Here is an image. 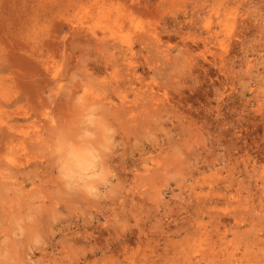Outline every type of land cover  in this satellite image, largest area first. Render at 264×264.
I'll return each instance as SVG.
<instances>
[{
	"label": "rangeland",
	"instance_id": "rangeland-1",
	"mask_svg": "<svg viewBox=\"0 0 264 264\" xmlns=\"http://www.w3.org/2000/svg\"><path fill=\"white\" fill-rule=\"evenodd\" d=\"M0 264H264V0H0Z\"/></svg>",
	"mask_w": 264,
	"mask_h": 264
},
{
	"label": "bare ground",
	"instance_id": "bare-ground-1",
	"mask_svg": "<svg viewBox=\"0 0 264 264\" xmlns=\"http://www.w3.org/2000/svg\"><path fill=\"white\" fill-rule=\"evenodd\" d=\"M97 56V55H96ZM99 89V88H98ZM82 100V99H81ZM100 106V105H99ZM107 115V114H106ZM94 118V117H93ZM58 125V124H57ZM60 125V124H59ZM60 127V126H59ZM61 129V128H60ZM53 132H55V130L53 131ZM52 132V133H53ZM32 133V132H31ZM45 133H46V131H45ZM47 133H48V131H47ZM56 133V132H55ZM92 134V133H91ZM45 135V134H44ZM60 136V135H59ZM3 137V136H2ZM48 137H50L49 135H48ZM58 137V136H57ZM2 140V139H1ZM47 141V140H46ZM60 143V142H59ZM36 149V148H35ZM14 150V149H13ZM29 151V150H28ZM90 152H91V150H90ZM31 153V152H30ZM40 153V152H39ZM37 155V154H36ZM63 155V154H62ZM96 155V154H95ZM86 156V157H85ZM85 156H82V158L80 157V156H77V157H75V159L76 158H78V157H80V159H84V161L86 162V164H88V163H90V158H92V154L91 153H88V155H85ZM99 156V155H98ZM101 157V156H100ZM94 159V158H93ZM40 163V162H39ZM99 163V162H98ZM34 164V163H33ZM95 164V163H94ZM96 164H97V162H96ZM43 165V164H42ZM78 165V164H77ZM79 165H81L80 164V162H79ZM93 165V164H92ZM98 166V165H97ZM101 166V165H100ZM62 167H64V166H62ZM77 167H79V166H77ZM71 168V167H70ZM95 168V167H94ZM97 168V167H96ZM99 169V168H98ZM101 169H102V167H101ZM105 169V168H104ZM9 170V169H8ZM92 171V170H91ZM85 172V171H84ZM95 172V171H94ZM78 173V172H77ZM13 174V173H12ZM84 174V173H83ZM102 174H103V172H102ZM13 176H14V174H13ZM68 178H69V176L68 175H66ZM93 176H98L97 174H93V175H91V176H89V177H86V179H90L89 181H91V178H93V180H94V177ZM78 177V176H77ZM79 177H80V175H79ZM82 177V176H81ZM70 178H74L73 176H71ZM96 178V177H95ZM71 179V180H72ZM81 179H83V178H81ZM83 182V181H82ZM86 182H88V181H86L85 180V182L83 183V186H81V188L82 187H91L92 188V186H91V184L90 183H86ZM67 186H68V188L71 190V189H76V188H74L73 186H72V183L70 182H68L67 184H66ZM94 185V184H93ZM76 186V185H75ZM79 186V185H78ZM78 186H77V188H78ZM79 190V189H78ZM73 191V190H72ZM75 191H77V190H75ZM87 192H88V190H87ZM59 193V192H58ZM79 193V192H78ZM78 193H74V195L76 194H78ZM81 193V192H80ZM6 195V194H5ZM80 195V194H79ZM78 196V195H77ZM27 197V196H26ZM64 197V196H63ZM94 197V196H93ZM42 198V197H41ZM70 198H72V197H70ZM12 200V199H11ZM33 211V210H32ZM30 222V221H29ZM14 224V223H13ZM36 224V223H35ZM17 226H18V224H16ZM37 225V224H36ZM25 226V225H24ZM26 227V226H25ZM18 229V228H17ZM23 231V230H22ZM16 233H17V231H16ZM23 233V232H22ZM13 234V233H12ZM37 235V234H36ZM14 239V238H13ZM16 239H17V237H16ZM20 239V238H19ZM85 245V244H84ZM22 246V245H21Z\"/></svg>",
	"mask_w": 264,
	"mask_h": 264
},
{
	"label": "clouds",
	"instance_id": "clouds-1",
	"mask_svg": "<svg viewBox=\"0 0 264 264\" xmlns=\"http://www.w3.org/2000/svg\"><path fill=\"white\" fill-rule=\"evenodd\" d=\"M69 160H70V161H73V158H72V154H71V152L69 153ZM82 171H86V169H82Z\"/></svg>",
	"mask_w": 264,
	"mask_h": 264
}]
</instances>
